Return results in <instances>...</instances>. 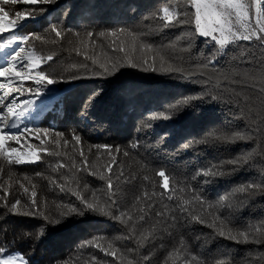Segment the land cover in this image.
<instances>
[{
  "label": "trees",
  "instance_id": "obj_1",
  "mask_svg": "<svg viewBox=\"0 0 264 264\" xmlns=\"http://www.w3.org/2000/svg\"><path fill=\"white\" fill-rule=\"evenodd\" d=\"M164 6L180 13L188 12L190 7L188 0H56L20 9L3 4L10 16L26 9L35 16L0 45L1 51L22 46L39 57H52L42 70L57 80L67 79L84 62L97 72L102 71L99 63H107L109 70L115 71L103 79L53 83L58 90L72 88L39 121L37 127L50 130L47 136L41 133L43 144L41 139L35 141L43 158L27 165L0 159V248L6 249L5 253H21L28 264H93V256L97 257L95 264H264V189L237 191L249 183H264V153L260 152L264 136L238 138V134L253 132L264 118L262 102L253 95L252 103L242 112L245 97L241 95L237 101L226 94L216 102L193 100L189 105L172 107L184 97L199 95L203 88L201 79L210 76L213 83L222 82L225 74L237 72V78H242L246 67L242 56H259L260 46L240 41L221 50L212 40L198 36L194 24L165 28L156 15ZM52 24L63 28L60 37L51 32ZM119 28L131 30L136 36V52L130 54L133 60L139 59L143 43L161 49L165 67L176 63L197 70L213 57L216 62L203 69V77L196 75L191 80L164 74L159 60L155 72L120 67L126 63L124 54L113 49L121 40L130 45L132 37L127 33L107 35ZM101 31L106 35L99 36ZM88 32L93 36L88 37ZM30 34L41 39H30L24 45L15 42L16 37ZM153 55L157 53H150L149 60ZM93 58L98 61L96 65L92 64ZM256 79L264 82L260 74ZM97 91L99 94L94 96ZM249 111L255 119L248 115ZM158 114L170 115L171 119L156 118ZM57 133L62 135L58 137ZM74 134L80 137L79 141ZM134 143L138 144L135 148ZM185 144L189 146L184 147ZM103 145L112 146L111 151L97 147ZM242 155H251L248 163H227ZM113 157L114 171L117 175L124 173L118 183L116 176L112 178L119 211L108 200L106 180L99 178L101 174L108 176ZM214 165L215 171L223 175H197ZM161 170L168 174L174 191L166 193L161 187L162 178L157 175ZM61 185L65 187L63 192ZM24 188L29 189L28 195L23 194ZM69 189L79 190L104 212L85 208L83 215L69 214L64 207L69 203L84 208ZM33 190L42 215L13 214L9 209L17 199L21 201L18 210H28ZM193 190L207 202L206 209L216 205L212 214L205 217L206 223L188 213L182 215L177 207H187L196 216L201 214L199 205L192 203ZM162 193H166L163 200ZM167 195L173 199L168 200ZM221 197H225L223 206L218 205ZM110 211L120 219H113L107 214ZM157 211L164 215H156ZM173 215L178 218L173 220ZM221 227L233 235L247 231L248 242L219 236L217 230ZM94 237H103L96 243L114 250L115 257L106 256L99 247H81ZM144 257L149 259L145 261Z\"/></svg>",
  "mask_w": 264,
  "mask_h": 264
},
{
  "label": "snow or ice",
  "instance_id": "obj_2",
  "mask_svg": "<svg viewBox=\"0 0 264 264\" xmlns=\"http://www.w3.org/2000/svg\"><path fill=\"white\" fill-rule=\"evenodd\" d=\"M17 3L19 0H3L4 4L8 3ZM25 4L36 5V4H52L55 3L56 0H22ZM189 2V11L180 13L178 11H174L170 9L168 6H164L159 10L158 15L159 19L163 21V27H173L180 24H194L195 32L197 35L204 37L206 40L211 39L214 41L215 45L219 47V49L223 50L226 46L230 44H235L240 41L248 42V45H252L256 43L260 46V55L252 56L251 58L248 55L242 56V61L246 65V67L242 70L243 76L242 78H237L240 76V73L233 74H225L223 77V81L217 80L213 83L212 78L209 76L206 79H201L200 84L203 85L202 91L199 95H193L184 97L181 100H178L175 105L172 107L178 108L181 104L189 105L193 100H210V101H218L224 98L226 94H230L231 97L235 98L237 101L241 95L245 97L246 103L244 104V108L248 107V104L252 103V97L255 96V99L260 100L262 102L261 107L264 108V82H258L256 79L257 74L264 76V0H188ZM255 9L254 17L255 22H252L253 19V11ZM45 9H41L40 11H44ZM9 12L6 11L3 7H0V35H2L5 31L11 29L12 31L17 27V25L25 19L31 18L35 16V13L31 10H25L23 12L17 11L15 13L16 19L8 20ZM184 15L185 17H190L186 19H180L179 17ZM51 32L55 33L57 37H60L63 32L62 27H58L57 24L51 25ZM120 33H127L129 37H132V43L130 45L126 44L124 40H121L119 45L114 47L113 51L117 54L123 53L124 59L126 63L120 65V67H130L137 68L141 71H157V61L160 63V70L164 74L175 75L178 79H186L191 80L193 76L200 75L204 76L205 73L203 69L209 67L211 64H215L216 60L213 57L207 64L199 66L197 70H190L188 68L183 67L180 64L176 63H167V67H165V57L161 54L160 48H154L151 44H140V52L141 55L138 60H133L130 57V54H134L136 52V36L135 34L128 29L119 28L110 30L107 35L116 37ZM88 37H92L93 33L88 32ZM106 33L101 31L99 36L103 37ZM30 39H41L39 35H24L22 37H16L15 42H18L19 45L26 44ZM7 47L8 45H4ZM163 47V46H162ZM155 51L157 55L151 56V60H149V54ZM52 57H39L34 51H26L25 47L19 46L16 51L11 55L8 59V62L5 66L0 67V78H4L7 82H0V90L7 89V91L3 92V95H0V156L8 159L9 164H35L38 163L43 157L40 155V152L37 151V146L32 145L27 134H34V138L41 139V133L47 136L50 132L49 129H41L39 127L35 128H23L19 132H9L5 131L6 128H16L18 125L16 123L9 124L11 120H18L21 115L28 108L31 107L33 100L32 97L38 96L42 90V88L46 87L49 84L57 83L59 81H71L76 79H85V78H97L103 79L108 76H111L115 73V71H110L107 63H99V68L102 69L101 72H97L95 67H90L86 62L81 63L78 66V70L72 73L67 79L61 78L57 80L56 78L50 76L48 73L43 71V64L47 62V60H51ZM88 57L85 56V60ZM111 60V57H109ZM26 61V63H25ZM98 61L96 59H92V64L96 65ZM112 67L115 68V63L112 64ZM82 69V73L80 71ZM118 71V69H116ZM18 78V82L15 83L12 87L10 84H13V81ZM27 81H32L35 84V87H27ZM247 89V91H245ZM15 91L18 95L13 97L8 103L5 104V101L8 100L9 95ZM99 92L94 93L93 95H97ZM23 95L25 98L20 99V96ZM91 99V98H90ZM87 103L85 104V108H87ZM83 114V110L82 113ZM248 115L252 117V112L249 111ZM261 116H264V113H261ZM164 118L171 119L170 115L158 114L156 118ZM255 119V117H252ZM139 131V129H138ZM61 133H57V136H61ZM254 136H264V118L260 119L259 123L256 125L253 132H249L245 135H239L240 139H252ZM74 139L79 141L80 137L74 134ZM9 141H15L20 147L24 146V143H28V148L21 152L20 148L13 147L8 144ZM203 142V141H200ZM58 143V141H57ZM67 143V141H65ZM41 144H43V140L41 139ZM138 144L134 143L132 145L133 148L137 147ZM188 144H185L184 147H188ZM98 148H105L109 152L111 151V147L109 145L97 146ZM40 151L47 152L46 148H41ZM117 153H119V149H116ZM260 152L264 153V145L260 146ZM253 153H257V149H253ZM10 154H15L14 158H9ZM49 155H59V153H51L48 152ZM128 153L125 152V155ZM251 159V155L240 156L236 159L229 160L227 163L242 166L244 163H248V160ZM112 164L108 166V176L105 177L103 174L100 175L101 180H106V188H107V197L108 200L112 202V207L119 211L118 203L114 199L116 184L113 183V176H116L117 183L120 178L124 176L123 172H120L118 175L114 171L115 157L112 158ZM217 166H212L207 170H201L197 173L198 176H216L223 175L222 172L215 171ZM94 174V173H89ZM41 175V174H37ZM159 177L162 178L161 187L166 190V193H170L174 191L169 182L168 174L161 170L157 173ZM207 182V181H206ZM23 188V185H21ZM60 191H65V187L63 185L59 186ZM264 189V183L256 184L249 183L247 185L242 186L237 191L241 193H249L254 189ZM71 194L76 196L78 200H80L81 204L84 205V208H79L75 205L69 203L64 207L67 208L68 213L83 215L84 209H89L91 211H100L104 212V209L99 205H93L91 202L87 200L85 196L79 190H72ZM166 193L160 194V199L163 200L164 195ZM24 195L29 194V189L24 188ZM95 195V194H93ZM147 196L148 194L145 193ZM5 200L7 199V194H5ZM192 203L195 205H199L200 215L196 216L192 212L189 211L187 207L178 205L179 212L183 215L184 213H188V215L192 216L193 219L197 220L200 223H206L205 217L212 214V209L216 207V205H208L207 209L205 205L207 202L203 200V198L198 195L195 190L192 192ZM148 199H152L151 196ZM168 200H172V195H167ZM225 197H221L220 201H218L219 206H223V201ZM21 203L19 199L16 200L15 204H12L9 209L13 214H22L28 215L32 217H38L42 215L39 210V204L36 201V192L33 190L30 194V203L27 205V211L20 212L17 206ZM187 203V202H186ZM149 208L152 207L151 204L148 205ZM175 211V209H173ZM108 215H111L113 219H120V216H117L115 212H109ZM123 213H121V216ZM156 215L163 216V212H156ZM178 217L176 215L172 216L173 220H176ZM218 218V217H217ZM140 219L143 220L144 216H140ZM60 221H56L59 223ZM223 223V222H221ZM214 226V225H212ZM217 234L226 239L234 240L236 242H248L249 233L247 231L240 232L235 235L232 234L231 230L224 231L223 227L217 230ZM241 237L243 239H241ZM131 238V237H129ZM103 239V237H94L91 240L85 241L81 247H99V250L104 252V254L112 255L115 257L114 250H106L102 245H98L96 241ZM7 250L4 248H0V255L5 253ZM129 251H132L131 249ZM172 255V253H169ZM149 258L144 257V260L147 261ZM197 258L193 256V261ZM93 264L97 261V257H92ZM0 264H28L27 259L21 253H15L14 255H9L6 259L0 258ZM184 264H189V262L185 261Z\"/></svg>",
  "mask_w": 264,
  "mask_h": 264
},
{
  "label": "rangeland",
  "instance_id": "obj_3",
  "mask_svg": "<svg viewBox=\"0 0 264 264\" xmlns=\"http://www.w3.org/2000/svg\"><path fill=\"white\" fill-rule=\"evenodd\" d=\"M3 0H0V7H3ZM8 4H12L13 6H17L18 8L19 7H23V8H25L24 6H41L42 4H36V5H30V4H25V3H23L22 2V0H19V2H17V3H8ZM43 5H48V4H43ZM20 9V8H19ZM6 11H7V9H5ZM252 11H253V9H252ZM7 19L8 20H12V19H16V17L13 15V16H8L7 17ZM29 19V18H28ZM28 19H25V20H23L22 22H20L18 25H17V27L12 31L11 29H9L8 31H5L2 35H0V45H2L3 43H5V41L7 40V39H9L11 36H13L15 33H16V31H18L19 29H21L23 26H25L26 24H27V21H28ZM252 22L254 23L255 22V20H254V11H253V19H252ZM199 36V35H198ZM201 37V36H200ZM201 38H203V39H205L204 37H201ZM210 39V38H209ZM211 40V39H210ZM214 42V41H213ZM244 42V41H243ZM18 48V47H17ZM17 48H14V49H12L11 47H8L7 49H4V50H0V67H3V66H5L6 64H7V62H8V59L11 57V55L16 51V49ZM25 63H26V61H25ZM0 82H7V81H5L4 80V78H0ZM18 82V78H16V80H14L13 81V84H10L9 86L10 87H12L15 83H17ZM26 83V86L27 87H35V84H34V82H32V81H27V82H25ZM47 86H49L50 88H53L55 91H53L52 93H47V94H45V96H47V95H49V94H51L49 97H47V100H45V104L44 105H41V104H39V103H36V106L38 107L37 108V110L36 111H34L33 113L34 114H36L37 115V119L36 118H34L33 116L34 115H32L33 113H31L30 114V112L27 110V111H25L24 112V114L27 116V117H32V119H34V120H32V122L30 121L29 123H25V125H22V126H20L17 130H13V131H9V129H5V131H9V132H19V131H21L23 128H26V127H29V128H35V127H37L38 126V124H39V121H40V119L46 114V112L52 107V105L54 104V102L55 101H57L58 99H59V97H61L62 95H63V93H62V90H64V89H66V88H69V87H71L72 88V86H66V87H64V88H62L61 90H58L55 86H54V84H49V85H47ZM46 86V87H47ZM71 88H69V89H71ZM69 89H67V91L69 90ZM5 91H7V89H3V90H0V95H3V92H5ZM15 92V91H14ZM66 92V91H65ZM64 92V93H65ZM16 93V92H15ZM12 94V93H11ZM11 94L9 95V97H8V99L9 100H7V101H5V104L6 103H8L13 97H16L18 94L16 93V95L15 96H13V97H11ZM11 98V99H10ZM22 100V99H21ZM33 100V99H32ZM29 114V115H28ZM32 115V116H31ZM20 118V117H19ZM20 120H21V118H20ZM13 121H15L16 122V120L14 119ZM22 121V120H21ZM0 126H2V125H0ZM28 135V138H29V140H30V142H31V144L32 145H35V146H37V148H38V143H36L37 142V140L38 139H36V138H34V134H27ZM36 141V142H35ZM8 144H10L11 146H13V147H18V148H20V150H21V152H23L25 149H27L28 148V143L27 142H25L24 143V146L23 147H20V145H18L15 141H9L8 142ZM14 155L15 154H10V157L9 158H14ZM4 159V160H7L8 161V159H6L5 157H3V156H0V159ZM14 164V163H13ZM27 164H30V163H25V164H21V165H27ZM15 253H18V252H16V251H14V252H8V253H3L2 255H0V258H3V259H6L9 255H14Z\"/></svg>",
  "mask_w": 264,
  "mask_h": 264
},
{
  "label": "bare ground",
  "instance_id": "obj_4",
  "mask_svg": "<svg viewBox=\"0 0 264 264\" xmlns=\"http://www.w3.org/2000/svg\"><path fill=\"white\" fill-rule=\"evenodd\" d=\"M85 1V0H84ZM79 2V1H78ZM77 2V3H78ZM66 5V4H65ZM86 5V4H85ZM67 6V5H66ZM69 6V5H68ZM70 7V6H69ZM86 7H88V6H86ZM72 9H73V7H72ZM72 9L69 11V12H73L72 11ZM79 9V8H78ZM81 9V8H80ZM50 10V9H49ZM74 10V9H73ZM253 10H254V12H255V9L253 8ZM54 11V10H53ZM77 12H78V10H77ZM86 12H87V10H86ZM56 13V12H55ZM76 13V12H75ZM89 13V12H88ZM88 13H87V15H88ZM65 14V13H64ZM83 14H85V13H81V15H83ZM76 15V14H75ZM80 15V16H81ZM78 17H79V15H77ZM84 16V15H83ZM86 16V15H85ZM82 17V16H81ZM44 18V17H43ZM87 18V17H86ZM86 18H84V19H86ZM254 20H255V17H254ZM34 25V24H33ZM53 91H55L53 88H50L49 86H47V87H44V88H42V90H41V92H40V94L38 95V96H34V97H32V99H33V103H32V105H31V107L30 108H28V111L30 112V114L31 113H33L34 111H36L37 110V106H36V103H39V104H41V105H44L45 104V100H47V97H49L51 94H49V95H47V96H45V94H47V93H52ZM16 95V93L13 91L12 92V94H11V97H13V96H15ZM25 97L23 96V95H21L20 96V99H24ZM11 99V98H10ZM9 100V99H8ZM123 107L124 106H122V109H123ZM131 109V108H130ZM129 109V110H130ZM128 109L126 108V110H124V111H127ZM137 111V110H136ZM29 115V114H28ZM32 115H34L33 117L34 118H36L37 119V115L36 114H32ZM31 115V116H32ZM20 118H21V120H20ZM20 118L18 119V120H16V122L15 121H13V120H11V121H9V124H11V123H16L17 125H18V127H16V128H11V127H8L7 129H9V131L11 130V131H13V130H17L20 126H22V125H25V123H29L30 121L32 122V120H34V119H32V117L30 118V117H27L24 113H23V115H21L20 116ZM30 120V121H29ZM127 122H128V120H127ZM126 122V123H127ZM130 123V122H129ZM123 125H125V124H123ZM126 126V125H125ZM128 126V125H127ZM129 127V126H128ZM131 128V127H130ZM133 128V127H132ZM122 129V128H121ZM123 131V130H122ZM119 132H120V130H119ZM127 132H129V131H127ZM113 133V132H112ZM115 134H117V133H115ZM109 137V136H108ZM111 137H112V135H111Z\"/></svg>",
  "mask_w": 264,
  "mask_h": 264
},
{
  "label": "water",
  "instance_id": "obj_5",
  "mask_svg": "<svg viewBox=\"0 0 264 264\" xmlns=\"http://www.w3.org/2000/svg\"><path fill=\"white\" fill-rule=\"evenodd\" d=\"M253 11H254V10H253ZM69 88H71V87H69ZM69 88H66V89L62 90V93H64L65 91H67V89H69Z\"/></svg>",
  "mask_w": 264,
  "mask_h": 264
}]
</instances>
